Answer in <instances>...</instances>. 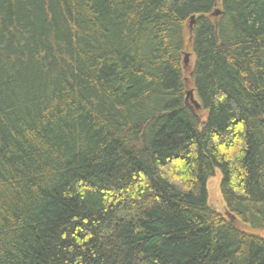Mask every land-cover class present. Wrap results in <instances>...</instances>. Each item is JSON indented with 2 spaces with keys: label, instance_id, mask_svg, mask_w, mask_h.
<instances>
[{
  "label": "trees",
  "instance_id": "obj_1",
  "mask_svg": "<svg viewBox=\"0 0 264 264\" xmlns=\"http://www.w3.org/2000/svg\"><path fill=\"white\" fill-rule=\"evenodd\" d=\"M216 169L264 229V0H0V264H264Z\"/></svg>",
  "mask_w": 264,
  "mask_h": 264
},
{
  "label": "rangeland",
  "instance_id": "obj_2",
  "mask_svg": "<svg viewBox=\"0 0 264 264\" xmlns=\"http://www.w3.org/2000/svg\"><path fill=\"white\" fill-rule=\"evenodd\" d=\"M192 24H190V20L188 21V27H191ZM187 32L185 33L186 38L185 41L188 40L187 37ZM187 43H185V47L183 49V53L181 55L182 57V75H183V79H184V86H185V92L192 90L193 92V98L197 99V96L194 92V88H193V83L192 80L189 77V72L192 68L193 62H194V56L190 53V50L188 48V46L186 45ZM188 54L187 60L186 62H184V55ZM185 97V94H184ZM186 104L191 106L193 109H195L192 105V103L190 102L189 99L185 100ZM197 111V113L199 114V116L203 117L205 114V111L201 110V109H195ZM220 178H221V174L220 171L218 169L215 170L214 175L211 176L206 183V187H207V194H208V204L209 206L214 209L216 212L222 214L223 216H225L228 220L236 223L238 225V227L243 228L245 231L253 233V234H257L260 236H264V229H260V228H254L248 225H242L240 224L233 216H231L224 204V201L222 199L221 193H220V189H219V182H220Z\"/></svg>",
  "mask_w": 264,
  "mask_h": 264
},
{
  "label": "water",
  "instance_id": "obj_3",
  "mask_svg": "<svg viewBox=\"0 0 264 264\" xmlns=\"http://www.w3.org/2000/svg\"><path fill=\"white\" fill-rule=\"evenodd\" d=\"M219 13H220V10L219 9H215L214 12H213L214 15H218ZM189 20H190V24H192L193 23V20H194V16L193 15L190 16V19ZM187 57H188V54H185L184 55V62H186ZM187 99L190 100V102L192 103V105H193V107L195 109H198L200 107V103L198 102V100H196V99L193 98V92H192V90H189V91H186L185 92V100H187Z\"/></svg>",
  "mask_w": 264,
  "mask_h": 264
}]
</instances>
